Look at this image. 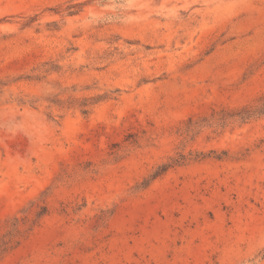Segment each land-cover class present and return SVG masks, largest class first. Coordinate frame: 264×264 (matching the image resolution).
Returning a JSON list of instances; mask_svg holds the SVG:
<instances>
[{
    "label": "rangeland",
    "instance_id": "obj_1",
    "mask_svg": "<svg viewBox=\"0 0 264 264\" xmlns=\"http://www.w3.org/2000/svg\"><path fill=\"white\" fill-rule=\"evenodd\" d=\"M0 264H264V0H0Z\"/></svg>",
    "mask_w": 264,
    "mask_h": 264
}]
</instances>
